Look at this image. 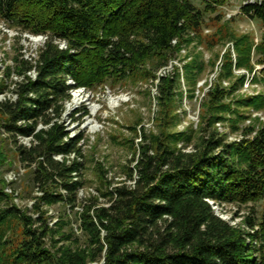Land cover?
Masks as SVG:
<instances>
[{"label": "trees", "instance_id": "16d2710c", "mask_svg": "<svg viewBox=\"0 0 264 264\" xmlns=\"http://www.w3.org/2000/svg\"><path fill=\"white\" fill-rule=\"evenodd\" d=\"M200 1L202 9L190 0H0L3 21L20 33L45 37L35 65L24 62L27 71L34 68L35 77L22 73L15 82L16 98L0 102L3 133L14 143L19 136L31 137L29 146L17 144L16 149L22 163L35 164L33 183L41 201L73 207L83 187L78 179L82 133L70 136L61 121L70 90L132 76L150 58L165 57L179 47L200 28L203 11L227 0ZM241 12L264 28V0L243 5ZM252 46L248 36L234 42L235 66L247 73L254 70ZM254 52L260 69L252 79L264 82V30ZM224 56L232 74L228 53ZM243 80L244 74L239 75L238 83ZM160 85L159 97L166 103L176 81L162 77ZM230 91L215 83L208 92L216 116L207 122L209 134L197 151L169 146L170 139L182 134L153 139L141 146L127 171L129 179L136 173L133 183L106 182L97 189L98 195L88 199L81 214L91 249L87 254H67V264H264V209L259 215L254 209V203L264 199V124L232 143L208 130L229 110L224 99ZM236 105L264 109V93L238 99ZM76 114L84 117L87 111L76 108L70 113L73 120ZM98 197L106 204L98 203ZM209 200L252 205L240 216L241 224L233 226L215 214ZM10 217H18L25 226L15 259L51 263L43 246L45 230L31 229L30 218L15 208L0 211V227Z\"/></svg>", "mask_w": 264, "mask_h": 264}, {"label": "rangeland", "instance_id": "374dc122", "mask_svg": "<svg viewBox=\"0 0 264 264\" xmlns=\"http://www.w3.org/2000/svg\"><path fill=\"white\" fill-rule=\"evenodd\" d=\"M190 1L202 9L200 0ZM236 6L238 0H227L214 10L203 11L196 32L191 31L163 59L156 56L147 60L132 76L121 80L110 78L90 88L70 90L71 98L64 102L61 121L70 136L82 133L78 157L82 169L78 179L83 187L73 207L39 199L41 192L33 183L35 164L27 165L19 160L16 145L23 143L18 137L14 143L3 133L4 116L0 114V211L15 208L20 215L30 218L27 226L31 229L45 230L43 246L51 263L41 264H67V254L89 253L90 237L83 229L81 218L83 206L89 198L98 195L97 189L106 187V182L113 186L137 178L133 171L129 179L127 171L133 168L141 146L153 139L164 141L168 135L182 134L178 139H170L169 146L188 153L199 149L209 134L207 122L216 116L207 97L215 83L226 91L231 90L224 99L229 110L220 113L221 119L214 120L208 130L224 137L225 143H232L253 135L264 124V109L236 105L238 99L264 93V82L252 79L254 72L259 76L254 46L264 28L258 20L242 13L229 18L227 12ZM19 31L17 26L0 17V102L16 98L15 82L27 72L24 62L34 66L43 43L41 35ZM242 36H248L253 42L250 61L254 70L250 73L244 67L235 66L234 42ZM226 53L232 74H228L224 65ZM199 64H202L200 72ZM241 74H244L242 84L238 83ZM162 77L176 81L173 97L166 103H161L159 97ZM81 107L87 115L76 114L77 119L73 120L70 113ZM37 127L43 125L38 122ZM97 202L106 204L101 197ZM209 203L216 215L233 226L241 224L242 214L252 205L238 207L218 200H209ZM254 209L259 215L264 209V199L255 202ZM24 228L18 217L8 218L0 227V264H30L15 259L25 239Z\"/></svg>", "mask_w": 264, "mask_h": 264}, {"label": "built area", "instance_id": "2783aa9c", "mask_svg": "<svg viewBox=\"0 0 264 264\" xmlns=\"http://www.w3.org/2000/svg\"><path fill=\"white\" fill-rule=\"evenodd\" d=\"M257 1H260V0H238V6L234 7V10H232L231 12L230 11L227 12V16L230 18V17H232V16H234L236 14H240V13H242L241 12V8H242L243 5H246L248 3H255ZM41 37H43V41H44L45 37L42 36V35H41ZM172 43L175 44V40H173ZM59 47H64V43L63 42H59ZM26 74L28 76H30L31 78H34L36 72H35L34 68H32L31 70H28L26 72ZM69 80H70L69 83H72L71 79H69ZM74 90H76V89H74ZM18 138L23 143V145L25 144V145L29 146L30 143H31V137L19 136ZM57 157H58V159H60V156H57ZM128 183H133V181L132 182H128Z\"/></svg>", "mask_w": 264, "mask_h": 264}]
</instances>
